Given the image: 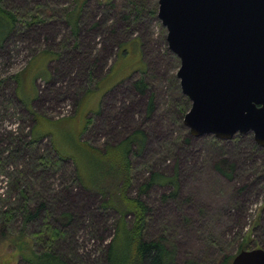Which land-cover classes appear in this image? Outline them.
Returning a JSON list of instances; mask_svg holds the SVG:
<instances>
[{"label": "rangeland", "instance_id": "obj_1", "mask_svg": "<svg viewBox=\"0 0 264 264\" xmlns=\"http://www.w3.org/2000/svg\"><path fill=\"white\" fill-rule=\"evenodd\" d=\"M79 3L74 34L66 12ZM0 5L17 19L0 44L4 155L6 143L26 141L33 127L39 133L53 132L56 145L67 150L72 132H78L80 141L103 149L141 129L143 148L129 154L134 175L130 194H138L136 188L150 171L171 175L176 168L178 174L176 198H163L169 185H153L141 195L149 208L146 239L162 237L168 247L174 246L176 264H217L224 255L238 253L244 233L254 225L249 249L264 248V148L251 132L218 142L212 135L189 134L182 120L191 102L180 89L179 58L167 46L166 29L157 17L158 0H0ZM34 14L42 20L23 21ZM1 29L0 24V33ZM121 44L127 52L120 61ZM138 60L143 71L137 68ZM112 65L114 75L108 77ZM17 72H22L18 85L13 78ZM139 77L147 84L144 93L133 87ZM19 84L18 93L31 97L29 107L41 126L17 99ZM86 88L90 93L84 95ZM150 95L154 108L147 114ZM61 118L69 123L63 130L49 123ZM50 137L40 138L36 146L21 145L17 157L0 165V210L18 206L12 221L5 224L0 219V264H28L11 242L21 240V233L30 240L40 221L48 223L40 220L41 212L23 224L19 206L26 202L32 210L40 201L48 207L45 216L51 215V223L63 229L54 254L68 264H106L104 250L118 215L100 206L99 193L74 181L70 158L52 168L37 167L38 154H53ZM221 159L234 164L231 178L214 168ZM67 214L69 218L63 216ZM126 220L130 222V217ZM34 250L42 248L36 245ZM23 253L28 256L30 251Z\"/></svg>", "mask_w": 264, "mask_h": 264}, {"label": "water", "instance_id": "obj_2", "mask_svg": "<svg viewBox=\"0 0 264 264\" xmlns=\"http://www.w3.org/2000/svg\"><path fill=\"white\" fill-rule=\"evenodd\" d=\"M157 17L179 58L189 134L251 132L264 148V0H158ZM230 264H264V248L240 250Z\"/></svg>", "mask_w": 264, "mask_h": 264}, {"label": "trees", "instance_id": "obj_3", "mask_svg": "<svg viewBox=\"0 0 264 264\" xmlns=\"http://www.w3.org/2000/svg\"><path fill=\"white\" fill-rule=\"evenodd\" d=\"M80 5L81 4L79 3L76 8L66 12V19L68 23L71 24V29L74 34L77 32L76 23ZM29 18L30 19H25L23 21L25 23L31 24V22L42 20L37 14L30 15ZM16 20V16L12 12L4 9L0 5V24L2 26L1 30L4 31L0 33V44L2 43L5 35L14 28ZM29 20H31V22ZM123 51L127 52L125 44H121L118 50L117 57L118 60L120 59V61L125 57ZM50 60L51 59H48L47 62ZM113 65L111 66L110 71L107 73L108 77L114 75V72H112ZM143 66V63L139 62V66H137V68L143 71ZM26 69H28V67H26L25 70ZM134 69L136 68L127 70L128 74ZM22 72H17L13 76L17 82V85ZM128 74L123 75L121 78H124ZM88 75L89 78H91V74L88 73ZM133 87L139 93H144L145 89L147 88V84L145 83L143 77H139L133 82ZM19 88L20 84L15 91L17 99H19L25 105L28 112L33 116V118L36 120V123L38 124L41 122L39 120L40 118L29 107L31 97L27 98L22 96V92L18 93ZM87 89L88 88L85 89L86 91L84 95L90 93V90ZM81 103L82 100L78 101V109L80 108ZM153 108V96L150 95L147 102L146 113L150 114ZM65 121V118H61L56 121H50L49 123H51L52 126H55L56 129L61 130L65 126L69 125V123ZM36 123H34L33 126H36ZM42 123L43 122L40 123V126ZM68 131H66L65 134ZM72 134L73 140L69 151L64 146L56 145V139L53 132L39 133L38 131L36 132L33 127L31 128L29 138L26 141H21L22 139H19V141H21L20 144L14 145H12L11 141L6 143V146H8L6 149L7 155L3 154L4 148H2L0 150V165L17 157V155H19L18 152L21 150V145L36 146L40 138L52 136L50 137V140L53 154H51V152H43L38 154L35 160L37 167L52 168L54 166H59L61 162L70 158L75 166L74 181L80 184L84 189L99 193L102 197L100 206L107 210H114L118 215L115 225V232L110 242L107 244L106 249L104 250V259L106 264H176L174 246L168 247L166 245L167 243L162 237L154 240L145 238L144 231L149 208L146 202L141 198V195L147 193L148 189L153 185H169L171 189L167 194L163 195V198H176L178 193L177 169L175 168L173 174L171 175H164L158 171H150L147 175V178L144 179V181L141 182L136 188L138 194L131 195L130 189L133 184L134 175L133 165L129 154L133 150L138 152L142 150L145 140L144 131L141 129H136L118 144H108L105 145L103 149L93 146L89 142L80 141L78 132L76 134L72 132ZM212 138L216 142L219 141L214 137ZM189 139L190 135L187 134L184 138V142L188 143ZM214 168L226 178H231L234 164L221 159L219 163H215ZM20 194L23 196L22 190L20 191ZM23 198L25 197L23 196ZM16 208H18V206L10 207L4 211L0 210V219L4 220L5 224L12 221L15 213L14 209ZM19 208H21L23 211V224L28 221H32L35 218H39L41 212H43V215L40 217V220L45 219V221L48 222L45 224L43 221H40L37 229L30 232V240H28L29 238L23 239V233H21L19 236L21 237V240L20 238L12 240L11 243L17 247L21 257L28 264H42V260H51V263L49 264H54L52 261H57L58 264H68L62 260L60 256L54 254V243L64 233L63 229L51 223V215L45 216L46 213H49L46 204L43 201H40L34 209L30 210L27 206V203L23 202ZM63 216H67L69 218V214ZM127 216L130 217V222H127ZM60 220L63 221L62 218H60ZM254 226L249 228L244 233L237 252L250 248L251 242L253 241L251 236ZM5 227H7V225ZM36 245L42 248L40 252L34 250ZM255 246L260 245L259 243H255ZM26 249L30 251L28 256H25L23 253V251ZM234 255L235 254L224 255L217 264H230ZM190 264L202 263L191 261Z\"/></svg>", "mask_w": 264, "mask_h": 264}, {"label": "flooded vegetation", "instance_id": "obj_4", "mask_svg": "<svg viewBox=\"0 0 264 264\" xmlns=\"http://www.w3.org/2000/svg\"><path fill=\"white\" fill-rule=\"evenodd\" d=\"M249 133V132H248ZM238 134H240V133H236L234 136H236V135H238ZM246 134V133H245ZM252 134V133H251ZM233 136V137H234ZM252 137H253V134H252ZM254 139V138H253ZM230 140V139H229ZM255 141V140H254ZM255 143H256V141H255Z\"/></svg>", "mask_w": 264, "mask_h": 264}]
</instances>
